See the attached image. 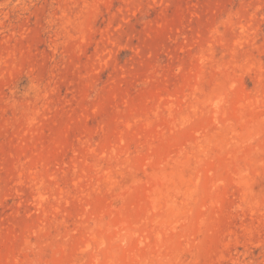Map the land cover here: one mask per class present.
Returning <instances> with one entry per match:
<instances>
[{
  "label": "rangeland",
  "instance_id": "1",
  "mask_svg": "<svg viewBox=\"0 0 264 264\" xmlns=\"http://www.w3.org/2000/svg\"><path fill=\"white\" fill-rule=\"evenodd\" d=\"M0 264H264V0H0Z\"/></svg>",
  "mask_w": 264,
  "mask_h": 264
}]
</instances>
